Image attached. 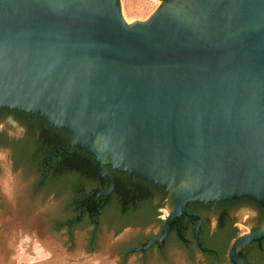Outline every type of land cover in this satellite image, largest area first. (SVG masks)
Listing matches in <instances>:
<instances>
[{
    "label": "water",
    "instance_id": "water-1",
    "mask_svg": "<svg viewBox=\"0 0 264 264\" xmlns=\"http://www.w3.org/2000/svg\"><path fill=\"white\" fill-rule=\"evenodd\" d=\"M0 0V108L74 136L112 169L186 204L264 208V0H168L125 21L120 0ZM161 6V7H160ZM264 240V221L231 247ZM209 251V250H203ZM85 255V254H84ZM87 256V255H85Z\"/></svg>",
    "mask_w": 264,
    "mask_h": 264
},
{
    "label": "flooded vegetation",
    "instance_id": "flooded-vegetation-1",
    "mask_svg": "<svg viewBox=\"0 0 264 264\" xmlns=\"http://www.w3.org/2000/svg\"><path fill=\"white\" fill-rule=\"evenodd\" d=\"M159 1L161 6L169 3ZM10 123L15 125L13 131L8 130ZM73 139L36 114L0 108V153L7 155L13 171L23 178L24 200L30 203L24 217L46 220L51 233L67 238L70 244L79 236L85 255L113 236L120 238L116 264H126L132 255L138 264H235L231 258L234 241L255 232L264 221V208L247 197L186 204L185 213L200 218L196 235L202 250L194 238L198 219L181 214L171 221L162 242L131 252L162 234L169 215L162 212H170L175 200L155 185L112 169L108 160L103 169L113 180V190L98 197L95 190L105 193L109 182L94 157L72 145ZM241 210L249 214L243 225L236 217ZM255 243L245 246L238 256L250 264H264V240Z\"/></svg>",
    "mask_w": 264,
    "mask_h": 264
},
{
    "label": "rangeland",
    "instance_id": "rangeland-1",
    "mask_svg": "<svg viewBox=\"0 0 264 264\" xmlns=\"http://www.w3.org/2000/svg\"><path fill=\"white\" fill-rule=\"evenodd\" d=\"M120 4L123 19L125 21L129 22L138 20L143 22L151 15V13L158 6L159 0H120ZM14 128L15 125H13V123H10L8 130L13 131ZM23 192V178L13 171L11 164L7 161V155L1 152L0 258L3 259L2 264H10V260L12 258V252L10 248H7L9 239H12L11 242H14L15 239H17L18 245H20V242L23 240L29 241V247H31L30 252L33 251L32 247L37 248V246H42L39 245L40 242H42L43 244L48 243L58 249V251L63 254L66 264H116L117 255L119 251L116 248V245L120 240L119 237L109 236L105 241L99 243L96 248V251L93 254L85 256L82 253V247L84 243L82 242L79 236L75 237L73 244H70L68 243L67 238L61 235L51 233V230L48 227L46 220L42 222L38 221L34 217H24V212L27 207L26 204L29 202H26V200H24ZM43 210H45V207L43 208ZM168 213V209H165L162 212V214ZM247 216H249V214L247 213L246 215H244V212L242 210L236 213V217L241 221V225H243L242 221ZM247 227L248 229H250L249 225ZM240 228L241 231H245L242 226H240ZM157 231L158 229H155L153 233H156ZM148 233L149 229L146 230L144 236ZM18 234L21 238L17 237ZM28 243H25V246L29 245ZM27 255L28 254L26 253V256ZM40 256L37 258L35 255H30V257L32 258L36 257L35 260H33V258L32 261H23V264H40V262L42 263L44 260L49 259L51 255H47L44 257ZM80 257L82 258V260H78ZM136 261L137 257L135 255H132L128 258L126 264H138ZM17 264H20V262H18ZM179 264L183 263L179 262Z\"/></svg>",
    "mask_w": 264,
    "mask_h": 264
},
{
    "label": "bare ground",
    "instance_id": "bare-ground-1",
    "mask_svg": "<svg viewBox=\"0 0 264 264\" xmlns=\"http://www.w3.org/2000/svg\"><path fill=\"white\" fill-rule=\"evenodd\" d=\"M246 214H247V212L246 213L244 212V215H246ZM17 237L21 238L19 236V234H18ZM29 239H31V238H29ZM11 240L12 239H9V241L7 240L8 241V247L7 248H10V250L12 252V258L10 260V264H17L18 262H20V264H23V261H25V262L29 261V260L32 261V259L34 257L32 258V257H30V255H32V256L35 255L38 258L40 256V254H41L42 257L47 256V255H51L49 259L44 260L42 263L40 262V264H66L63 254L60 253L58 251V249H56L55 247H53L52 245H50L48 243L47 244L46 243L43 244L42 242H40L39 245H42V246H39V247L37 246V248L32 247L33 251L30 252V248L31 247H29L30 246V244L28 243L29 241H26V240L24 241L23 240V241L20 242V245H18L17 244V239H15L14 242H11ZM25 243H28L29 245L25 246ZM26 253L28 254L27 256H26ZM35 258L33 260H35ZM78 260H82V258L80 257ZM78 260H76V261H78ZM2 262H3V259L0 258V264H2Z\"/></svg>",
    "mask_w": 264,
    "mask_h": 264
},
{
    "label": "trees",
    "instance_id": "trees-1",
    "mask_svg": "<svg viewBox=\"0 0 264 264\" xmlns=\"http://www.w3.org/2000/svg\"><path fill=\"white\" fill-rule=\"evenodd\" d=\"M118 2H119V1H118ZM261 242H262V241H261ZM261 242H256L255 244H256V245H258V244L260 245V244H261Z\"/></svg>",
    "mask_w": 264,
    "mask_h": 264
}]
</instances>
